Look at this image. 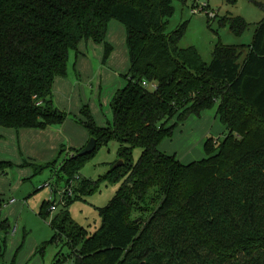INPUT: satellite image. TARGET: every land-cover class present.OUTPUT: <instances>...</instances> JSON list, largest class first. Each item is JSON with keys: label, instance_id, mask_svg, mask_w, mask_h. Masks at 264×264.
Wrapping results in <instances>:
<instances>
[{"label": "trees", "instance_id": "16d2710c", "mask_svg": "<svg viewBox=\"0 0 264 264\" xmlns=\"http://www.w3.org/2000/svg\"><path fill=\"white\" fill-rule=\"evenodd\" d=\"M172 1L0 0V131L63 122L49 99L54 79L66 75L69 51L77 57L80 43L102 44L104 62L113 49L105 40L108 22L125 26L129 67L110 102L111 127L91 118L84 124L96 146L118 143L123 165L105 178L121 185L98 208L93 233L66 210L51 222V241L65 238L73 264H264V15L242 62L239 47L217 45L205 63L196 48L178 46L184 23L167 32ZM220 22L236 36L249 26L241 16ZM215 104L227 134L205 140L204 158L184 163L160 150L173 117L198 116ZM134 148L141 149L137 161ZM79 151L60 163L62 187L73 182L71 196L56 204L64 209L95 189L78 172L88 156ZM7 165L0 162V173ZM51 187L55 194L59 187ZM4 205L0 199V210ZM9 231L0 217V260Z\"/></svg>", "mask_w": 264, "mask_h": 264}, {"label": "rangeland", "instance_id": "374dc122", "mask_svg": "<svg viewBox=\"0 0 264 264\" xmlns=\"http://www.w3.org/2000/svg\"><path fill=\"white\" fill-rule=\"evenodd\" d=\"M255 1L264 5V0ZM203 3L208 5V11L217 13L215 18L210 19L205 10H199ZM172 4L174 13L168 20L167 32L184 23L178 46L196 48L205 63L211 61L212 50L217 45L239 47L242 51L239 62H242L249 51L255 24L264 15L262 8L251 0H237L234 4L224 0H186L184 3L173 0ZM192 8L198 11L193 13ZM226 15L241 16L249 23L242 35H234L227 25L221 24L220 20ZM105 40L113 49L104 62L102 44L82 42L78 45L77 57L76 51H69L66 75L54 79L49 100L64 114L63 122L0 131V162L10 164L0 173V199L5 202L0 217L10 225L0 264H55L56 261L73 264L72 249L65 238L59 236L51 241L54 235L51 222L66 210L73 222L87 233H93L101 224L98 208L105 206L121 185L122 179L105 178L120 160L118 143L115 140L100 142L78 168L82 177L93 182L94 191L79 193L80 197L66 209L57 206L52 213L44 212V207L54 197L47 184L55 183L61 188L65 183L61 161L65 157L69 159L75 150H81L91 138L85 122L91 118L95 126L101 128H110L113 122L110 102L115 91L125 85L124 75L129 67L125 26L115 19L110 20ZM85 108L89 111L87 116L83 113ZM216 108L217 104L185 120L173 117L168 123L174 125L172 133L161 141L160 150L184 163L204 158L205 140H221L227 134ZM140 153V148L133 149V161H137ZM38 166L43 169L39 171ZM11 198L15 203L8 204ZM1 236L3 238V234Z\"/></svg>", "mask_w": 264, "mask_h": 264}, {"label": "built area", "instance_id": "2783aa9c", "mask_svg": "<svg viewBox=\"0 0 264 264\" xmlns=\"http://www.w3.org/2000/svg\"><path fill=\"white\" fill-rule=\"evenodd\" d=\"M199 10H205L208 17L210 19H213L216 17L217 13L215 11H208V5L206 3H203L200 7H199ZM198 10H196L195 8H192V12H197ZM143 85L145 87H151L152 89H155L156 87V84L155 83H146V82H143ZM50 183V182H49ZM47 184L50 189L52 188L51 187V184ZM72 185H73V182L71 181L68 185H66L65 187H62V188H58V190L56 191L53 197V200L54 203L52 205H50V210L53 212L55 209H56V204L57 203H60V204H63L65 202V199L69 196H71L72 194ZM52 190V189H51ZM14 231V230H13ZM12 231V232H13Z\"/></svg>", "mask_w": 264, "mask_h": 264}, {"label": "water", "instance_id": "95a60500", "mask_svg": "<svg viewBox=\"0 0 264 264\" xmlns=\"http://www.w3.org/2000/svg\"><path fill=\"white\" fill-rule=\"evenodd\" d=\"M96 147V140L94 137H91L86 145L79 151V155H85L87 153L92 152ZM122 164V160H119L114 167L120 166Z\"/></svg>", "mask_w": 264, "mask_h": 264}, {"label": "crops", "instance_id": "0c3cea01", "mask_svg": "<svg viewBox=\"0 0 264 264\" xmlns=\"http://www.w3.org/2000/svg\"><path fill=\"white\" fill-rule=\"evenodd\" d=\"M90 43V42H89ZM58 77V76H57ZM8 204H13V203H15V199L14 198H11V199H9L8 201ZM13 230H14V228H13ZM12 230V231H13Z\"/></svg>", "mask_w": 264, "mask_h": 264}]
</instances>
